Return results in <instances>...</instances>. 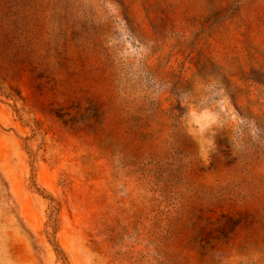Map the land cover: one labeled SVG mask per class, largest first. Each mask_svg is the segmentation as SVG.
<instances>
[{
    "label": "rangeland",
    "instance_id": "rangeland-1",
    "mask_svg": "<svg viewBox=\"0 0 264 264\" xmlns=\"http://www.w3.org/2000/svg\"><path fill=\"white\" fill-rule=\"evenodd\" d=\"M0 264H264V0H0Z\"/></svg>",
    "mask_w": 264,
    "mask_h": 264
}]
</instances>
